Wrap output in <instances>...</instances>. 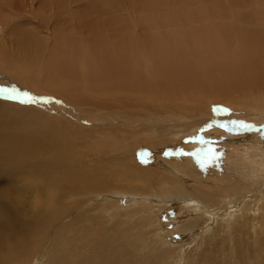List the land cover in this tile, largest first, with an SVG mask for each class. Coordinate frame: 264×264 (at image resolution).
<instances>
[{
	"label": "bare ground",
	"instance_id": "bare-ground-1",
	"mask_svg": "<svg viewBox=\"0 0 264 264\" xmlns=\"http://www.w3.org/2000/svg\"><path fill=\"white\" fill-rule=\"evenodd\" d=\"M52 2L32 0L29 9L32 15L41 18L48 15L49 22H46L50 30L53 27L57 44L75 41L76 38L68 34L78 33L85 46L75 45L73 50L66 47L63 51L60 46V53L44 60L35 45L32 55L25 59L29 46L25 43V46L19 45L22 54L14 59L28 62L26 72L43 77L45 93L62 100L76 113L88 112L81 107L90 104L88 100L93 97L104 99L107 105L105 97L116 90L128 95L125 106L145 112L140 120L149 116L150 111L153 113L151 108L159 106V102H188V106L215 96L227 97L232 92L264 94V0H74L72 5L67 0H60L58 4L57 0L56 4ZM11 8L13 12L0 14V17L22 14L23 7L16 2ZM134 12H145L141 16L143 21L137 25L149 28L150 35L143 32L147 30L136 29L131 19L135 18ZM61 14L66 15L65 26L59 22ZM126 14L128 19L124 18ZM11 23L12 35H16L14 30L20 26ZM130 25L134 27V35H139L138 41ZM67 27L71 30L65 31ZM159 33L163 37L157 38ZM85 34L88 36L84 37ZM57 47L55 45L54 49ZM11 79L8 67H0V87L15 86L8 82ZM16 87L25 90L21 84ZM92 91L93 97H78ZM4 97L11 98L6 93ZM246 97L248 100L250 96ZM253 98L251 110H261L263 104H255L259 98ZM147 101L153 102L152 105ZM7 106L0 103V264H129L132 262L125 250L116 247L115 240L107 238L105 232L113 226L103 229L113 216L132 220L134 211H130L129 205L139 207L143 203L141 213L151 218L154 228L160 229L166 224L161 215L159 219L156 216L161 208L159 203L185 206L180 208L182 212L189 210L188 215L195 217L191 227L200 223L201 214L207 211L210 215L208 200L214 203L224 200L229 205L236 201L238 194L264 186L262 152L257 156L246 153L242 157L240 163L254 164L252 176H248L251 179L245 180L244 176L229 172V175L226 172L228 177H224L220 172L223 174L221 184H212L214 191L206 194L203 188L195 189L200 184L195 176L215 178L211 165L204 170L198 168V164L189 167L187 177L193 180H185L176 170L166 171L161 162H152L146 178L134 180L133 174L123 178L126 172L118 169L119 165L131 167L130 157L121 155L106 162V168L101 164V169L88 171L90 166L82 151L86 136L79 134L89 131H67L61 127L64 122H54L66 121L65 117L72 119L70 123L75 122L69 113L62 117L61 109L47 115L34 108L13 110ZM56 107L51 108L58 109ZM118 114L130 120L139 115L130 111ZM257 138L263 141L264 135ZM140 163L132 162L136 168H140ZM158 169L172 175L161 180L160 176L164 175ZM156 181L159 182L157 188ZM193 184L195 187L191 186ZM35 188L40 190V200H24L27 192ZM75 197L92 198V201L83 209L74 203L65 204V200ZM98 208L101 209L97 211ZM104 209L109 212H103ZM145 217L141 215L140 219Z\"/></svg>",
	"mask_w": 264,
	"mask_h": 264
},
{
	"label": "rangeland",
	"instance_id": "rangeland-1",
	"mask_svg": "<svg viewBox=\"0 0 264 264\" xmlns=\"http://www.w3.org/2000/svg\"><path fill=\"white\" fill-rule=\"evenodd\" d=\"M9 1L0 0V7L2 8H0V12L2 11L0 14H3L2 16L6 12H13L11 6L14 2L23 7V11L18 16L8 15L9 17L6 18L0 17V67H8V73L13 77L8 82L15 85L8 88L0 87V103L7 104V107L13 110L18 107H24L22 109H25V107L34 108L36 111L47 115L48 113L54 115L58 110H63L61 113L62 117L69 113L75 119V122L70 123V120H72L70 117H65L66 121L61 119L54 122H64L65 125H61V127L67 131H79L81 129L89 131L86 134H79L86 136V145L82 151L84 152L83 158L88 162V167L90 166L88 171L99 170L103 167L102 165L106 168V162L110 163L115 156L120 157L122 155L123 157H130L131 169L129 166H126L128 167L126 168L124 165H119L118 169L121 170L120 168H123L124 172H126L123 178H126L129 174H133L134 180L146 178V174L150 173V164L152 162H158V164L161 162L162 169L166 171L176 170L179 176L185 180H193V178L187 177V170L190 171L189 167H197L198 164V168L204 170L211 165L212 170L217 172H214L215 178L195 176L200 183L195 189L202 190L201 188H203L205 189V194L209 190L214 191L212 184H221L219 182H221L220 178H223L220 177L222 173L224 177H228L226 175L227 172L228 175L230 173L231 175L244 176L245 180L251 179L248 176H252L251 170L253 169L251 166H254V164L240 162L243 161L242 157L246 153H250L249 155L251 156L264 154V145H262L264 139L261 141L260 138H257L260 135H264V101H261L264 100L263 92L252 94L253 96L248 94V92H232L230 93L231 95L227 94V97L226 95L215 96L208 100H202L201 104L193 102L194 104L190 103L188 106V102H184L186 104L183 102L171 104L159 102L157 104L159 106L151 108L154 112L150 111L149 116L145 117L146 120H140L141 114L145 112L142 109H133V107L125 106L124 102L127 100V94L116 90L105 97V103L107 104L105 105L104 99L93 97L94 92L92 91L89 94L78 95L79 98L93 97L91 100H88V103L91 102L90 104L81 107L88 112L76 113L70 108L71 106L67 107L69 105L66 106L64 101V103L59 99L57 101L54 95L48 96L49 94L45 93L46 85L43 84V77L38 74L35 75L32 72L31 74L30 71L27 73L26 66L28 62H19L14 57L22 54V48L19 45L25 46L26 43L29 46L24 54L25 59L32 55L34 51L33 45H35L42 59L47 60V58L60 53V46L62 51L66 47L73 50L75 45L84 47L85 45L80 38L82 36L78 33H74L73 35L68 34L70 38H76L75 41L57 44L53 27L50 30L46 22H49L48 15L46 17L43 15V18L39 15H32L29 9L32 5V0ZM55 1L53 0L52 3L56 4ZM67 1L72 5L74 0ZM58 3H60V0H57ZM144 13L134 12L135 18L131 17V19L135 26L138 22L143 21L141 16ZM33 16H35L34 19H32ZM52 18L53 14L51 13V23ZM124 18L128 19L127 14ZM11 22L17 23L16 27L20 26L18 28L15 27L16 29L14 28L16 35H12V29L10 30ZM59 22L63 26L66 25L65 14L60 15ZM131 28L134 39L138 41L139 35L136 37L134 35V27L132 26ZM66 29L68 31L71 30L70 27L65 28V31ZM136 29L147 30L146 32L142 31L148 35L152 33L149 31V28H141L138 25ZM26 31H30V33ZM61 32L62 30L58 28V34H61ZM25 36L27 39H25ZM87 36L86 34L84 35V37ZM157 36V38H160V36L163 37V34L159 33ZM55 45H58L56 50L54 49ZM14 60L18 61L14 63ZM23 68L24 70L22 71ZM18 84L23 86L25 89L23 91L29 93L23 92L16 87ZM13 90L15 91L13 92ZM2 93L4 95H1ZM5 93L11 98H5ZM13 95L18 100H13ZM246 96H250L248 100ZM253 97L259 98L255 101V104L258 106L263 104L260 107L261 110H251L250 106L252 105ZM147 102L150 105L153 103ZM36 103L41 108L35 105ZM161 103H164V106H160ZM52 105L57 106L56 108L58 109L51 108L53 107ZM110 108L111 110H109ZM120 111H130L132 113H139V115L135 120H130L118 114ZM155 111L157 114H155ZM104 113H108V115ZM122 150L126 153L123 154L124 151ZM136 160L141 162L140 168L137 167L138 169L132 164ZM162 169H158L161 175H164L160 176V179L167 180L166 177L171 176L172 173L170 174L166 171L164 172L167 174L162 173ZM206 172H209V170H206ZM220 172L222 173L219 174ZM156 183L154 185L156 184L155 187L157 188L159 187V182L156 181ZM136 184H140V182H136ZM191 186H194V184ZM253 189L243 193L244 195L238 194L237 199L235 198L236 201L229 205H226L224 200H218L216 203L208 200L210 204H207V206L211 209L209 210L211 211L210 215H208L207 211L205 213L202 212V217L199 218V225L194 224L192 225L193 227H190V225L193 224L191 222L195 220V217L188 215L191 212L189 210L182 212L185 206L166 205L165 203L161 205L159 203L158 206L161 208L158 209L156 216L158 219L160 217L164 219L166 227H164L165 231H163V227L162 229L158 227V229L154 228V222L151 218H146L145 213H141L145 207L142 203L139 207L129 205L130 211H134L131 216L132 220L125 221L124 216L120 220L116 216H113L109 218V224L104 225L103 229L113 226L105 232L108 234L107 238L110 241L115 240L113 242H115L116 247L120 246L119 248L123 249L122 251L125 250L128 260L132 262L129 264H264V186L261 185ZM39 192L40 190L36 188L28 191L24 200H40ZM204 193L202 192V194ZM65 201L67 205L74 203L79 209H83V207L85 208V204L92 201V198L79 200L75 197ZM98 201L101 202L103 200ZM170 208L173 210H170ZM100 209L98 208L97 211ZM103 212L109 211L104 209ZM141 215L146 218L143 219L144 221L140 219ZM153 216H155V213H153ZM195 223L197 222L195 221Z\"/></svg>",
	"mask_w": 264,
	"mask_h": 264
},
{
	"label": "snow or ice",
	"instance_id": "snow-or-ice-1",
	"mask_svg": "<svg viewBox=\"0 0 264 264\" xmlns=\"http://www.w3.org/2000/svg\"><path fill=\"white\" fill-rule=\"evenodd\" d=\"M14 91H15V90H13V92H14ZM12 98H13V99H15V98H16V96H14V95H13V96H12Z\"/></svg>",
	"mask_w": 264,
	"mask_h": 264
}]
</instances>
